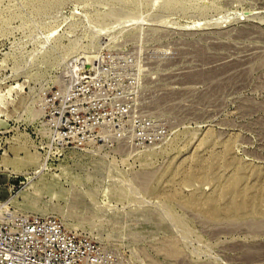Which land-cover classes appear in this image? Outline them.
<instances>
[{
    "label": "rangeland",
    "instance_id": "rangeland-1",
    "mask_svg": "<svg viewBox=\"0 0 264 264\" xmlns=\"http://www.w3.org/2000/svg\"><path fill=\"white\" fill-rule=\"evenodd\" d=\"M135 57L144 148H65L45 95ZM56 217L123 264H264V0H0V218Z\"/></svg>",
    "mask_w": 264,
    "mask_h": 264
},
{
    "label": "built area",
    "instance_id": "built-area-1",
    "mask_svg": "<svg viewBox=\"0 0 264 264\" xmlns=\"http://www.w3.org/2000/svg\"><path fill=\"white\" fill-rule=\"evenodd\" d=\"M126 73L113 76L108 65L82 66L71 84L46 94L47 124L65 148L84 149L115 141L135 149L161 143L167 128L140 105L135 57L124 59ZM0 264H123L93 237L67 229L56 217L0 218Z\"/></svg>",
    "mask_w": 264,
    "mask_h": 264
},
{
    "label": "bare ground",
    "instance_id": "bare-ground-1",
    "mask_svg": "<svg viewBox=\"0 0 264 264\" xmlns=\"http://www.w3.org/2000/svg\"><path fill=\"white\" fill-rule=\"evenodd\" d=\"M120 144V143H119ZM124 145V144H123ZM125 146V145H124ZM127 148H133V147H130V146H126ZM35 217V216H34ZM43 217V216H42ZM39 218V217H37ZM43 218H46V217H43Z\"/></svg>",
    "mask_w": 264,
    "mask_h": 264
}]
</instances>
